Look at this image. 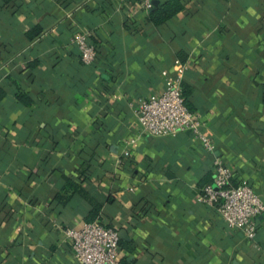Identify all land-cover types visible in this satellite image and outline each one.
Wrapping results in <instances>:
<instances>
[{"label":"crops","instance_id":"crops-1","mask_svg":"<svg viewBox=\"0 0 264 264\" xmlns=\"http://www.w3.org/2000/svg\"><path fill=\"white\" fill-rule=\"evenodd\" d=\"M154 1L181 9L156 25L138 0L0 8V264H80L65 231L95 220L121 235L119 264H264V216L248 241L197 201L219 157L264 203V0ZM181 65L213 153L139 134L138 104Z\"/></svg>","mask_w":264,"mask_h":264},{"label":"built area","instance_id":"built-area-1","mask_svg":"<svg viewBox=\"0 0 264 264\" xmlns=\"http://www.w3.org/2000/svg\"><path fill=\"white\" fill-rule=\"evenodd\" d=\"M138 1L144 11L153 7L154 0ZM91 38L90 32H82L76 34L72 41L85 66L93 65L97 58ZM186 71V65L179 66L174 76L165 81V87L159 95L145 98L138 104L135 118L139 134L174 138L188 133L208 153H213L215 146L203 132V122L185 105L181 82ZM136 147L137 138L127 140L118 163L129 158L131 149ZM211 173V183L202 189L197 201L215 208L228 229L253 241L256 234L255 219L264 216V203L246 183H233L232 172L219 157L212 158ZM65 236L70 240L73 256L80 264H119L118 233L101 221L86 223L77 230H66Z\"/></svg>","mask_w":264,"mask_h":264},{"label":"trees","instance_id":"trees-1","mask_svg":"<svg viewBox=\"0 0 264 264\" xmlns=\"http://www.w3.org/2000/svg\"><path fill=\"white\" fill-rule=\"evenodd\" d=\"M11 3L12 0H0V8H4V7L8 8L10 7ZM152 9L153 11L149 14V18L154 24L158 25L161 22L165 21L167 18L171 17L172 15L180 11L181 6L178 3L173 2L171 5H165V6L156 5ZM97 213H98V209H93L91 211L90 214L91 218L89 219V221H92V219L96 217Z\"/></svg>","mask_w":264,"mask_h":264},{"label":"water","instance_id":"water-1","mask_svg":"<svg viewBox=\"0 0 264 264\" xmlns=\"http://www.w3.org/2000/svg\"><path fill=\"white\" fill-rule=\"evenodd\" d=\"M155 3H156L155 1H153V2H152V4H153V5H154ZM118 236H121V235H120V234H118Z\"/></svg>","mask_w":264,"mask_h":264}]
</instances>
